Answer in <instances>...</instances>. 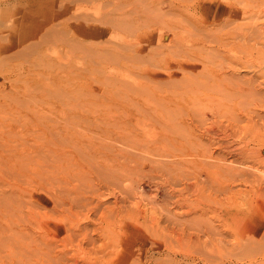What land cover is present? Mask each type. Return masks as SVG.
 <instances>
[{
    "label": "rangeland",
    "instance_id": "obj_1",
    "mask_svg": "<svg viewBox=\"0 0 264 264\" xmlns=\"http://www.w3.org/2000/svg\"><path fill=\"white\" fill-rule=\"evenodd\" d=\"M260 149L264 0H0V264H264Z\"/></svg>",
    "mask_w": 264,
    "mask_h": 264
},
{
    "label": "bare ground",
    "instance_id": "obj_2",
    "mask_svg": "<svg viewBox=\"0 0 264 264\" xmlns=\"http://www.w3.org/2000/svg\"><path fill=\"white\" fill-rule=\"evenodd\" d=\"M263 33V32H262ZM206 64V63H205ZM189 76V75H188ZM189 79H191V77L189 78ZM198 80V79H197ZM193 81H194V79H193ZM107 82V81H106ZM195 82V81H194ZM197 82V81H196ZM193 83V82H192ZM229 83V82H228ZM174 85V84H173ZM199 85V84H198ZM194 86H196L195 84H194ZM203 86V85H202ZM202 86H200V87H202ZM219 88V89H218ZM217 89H218V92H219V90H221V88L220 87H218ZM200 89V88H199ZM212 90H214V89H212ZM170 91V90H169ZM215 91H216V89H215ZM211 92H214V91H211ZM197 93V92H196ZM215 93V92H214ZM220 93V92H219ZM209 95H210V93H209ZM150 109V108H149ZM155 111V110H154ZM154 111H153V113H154ZM96 113V112H95ZM98 113V112H97ZM165 113V112H164ZM104 114V113H103ZM155 114V113H154ZM169 115V114H168ZM184 115V114H183ZM170 116V115H169ZM192 116V115H191ZM188 118V117H187ZM171 119V118H170ZM194 119V118H193ZM191 121V120H190ZM190 124H194L195 125V123H190ZM204 124H205V121H204ZM213 124L211 123L210 124V126H212ZM205 126V125H204ZM204 126H201L202 128L204 127ZM200 127V128H201ZM201 128V129H202ZM205 128V127H204ZM207 129H209V127L207 126L206 127ZM211 130L213 129V128H210ZM210 129H209V131H210ZM205 130V129H204ZM202 132H206V133H208V131H203V130H201ZM77 133V132H76ZM107 133H109V132H107ZM208 134H210V133H208ZM207 134V135H208ZM76 135V134H75ZM119 135V133L117 134V137H119L118 136ZM122 135V134H121ZM210 136V135H209ZM76 137H77V139H80L81 137H82V134H77L76 135ZM115 137H116V135H115ZM120 139V138H119ZM122 139V138H121ZM180 142V141H179ZM178 142V143H179ZM199 142V141H198ZM113 143V142H112ZM172 143H173V145L174 144H177V143H175L174 141H172ZM207 144V143H206ZM65 145H67V143L66 144H57L56 146H54V147H51V148H55V149H53L54 151H55V153L56 152H58L57 151V149L59 150V152H60V149H63V147L65 146ZM101 145H103V144H101ZM106 144H104L103 145V147H106L105 146ZM167 145V144H166ZM33 146V145H32ZM31 145H28V143H23V145L20 147V149H19V151H21V152H24V151H26L27 149H31V147H32ZM109 147V146H108ZM168 146H166L165 148H167ZM188 146H186L185 147V149H183V152H187V151H189V150H193V148L196 150H193V151H195V154H208L207 153V149H205L204 147V143H200L198 146H191V148L190 147H188ZM46 148V147H45ZM109 148H112V147H109ZM108 148V149H109ZM114 148V147H113ZM112 148V149H113ZM165 148H164V150L163 151H165ZM205 150H204V149ZM210 148V147H209ZM106 149H107V147H106ZM167 149H169V147L167 148ZM251 149V148H250ZM254 149V148H253ZM213 150V149H212ZM212 150H211V148H210V151H208V152H210L209 153V155L210 156H212V155H214L213 154V152H212ZM232 150V149H231ZM231 150H230V152H231ZM240 150H241V148H240ZM258 150V149H257ZM28 151H30V150H28ZM44 151V150H43ZM167 151V150H166ZM229 151V150H228ZM59 152H58V154H59ZM263 152L264 151H261V149H260V152H255L256 153V155L254 154V152L253 153H250L249 155L251 156V155H255L256 156V158H254L255 160L256 159H258L259 160V162H264V157H262L261 156V154L263 155ZM28 153V152H27ZM122 153V152H121ZM62 154V153H61ZM114 154V153H113ZM183 154V153H182ZM244 154H246V153H244L243 151L241 152V151H238V153H237V159H238V161H240V163L241 162H245V160H243V158H244ZM72 154H70V157L72 158V156H71ZM161 155H162V153H161ZM236 155V154H235ZM58 156V155H57ZM60 156V155H59ZM66 156V155H65ZM225 155L223 154V156H222V154L221 155H217V157H216V155H215V157L218 159V160H216L217 162H204V161H200L196 166H197V168H195L196 170L198 169V172L199 171H201V172H207V173H209V172H219V173H222V171H223V174H224V172H225V174H226V176L225 177H230V178H235L236 177V175H239L240 176V173L241 172H243L244 174H245V169L244 170H242V168H240V167H238L237 165L236 166H234V167H231V165H230V167H228V165H227V163L224 165V163L223 162H221L220 161V159H222V158H225L224 157ZM249 156V157H250ZM112 157V156H111ZM116 157L118 158V156H115V160H117L116 159ZM253 157V156H252ZM60 158V157H59ZM119 159V158H118ZM60 160L62 161V159L60 158ZM212 160V159H211ZM248 160V159H247ZM252 160H253V158H252ZM257 161V160H256ZM35 163H37V162H35ZM49 163V162H48ZM70 163V162H69ZM36 165H38V164H36ZM49 165V164H48ZM67 165V164H66ZM69 165H71V164H69ZM63 166H65V165H63ZM34 167H36V166H34ZM30 168V167H29ZM40 168V167H39ZM29 170V169H28ZM256 170H258V169H256ZM255 171V170H254ZM30 172V171H29ZM39 172V171H38ZM79 172H81V171H79ZM195 172V171H194ZM197 172V171H196ZM195 172V173H196ZM257 172V171H256ZM251 173V172H250ZM32 174H34V173H32ZM197 174V173H196ZM215 174V173H214ZM222 174V175H223ZM224 174V175H225ZM253 174V173H252ZM207 175V174H206ZM71 176V175H70ZM208 176H210V175H208ZM207 176V177H208ZM217 176V175H216ZM242 176V175H241ZM246 176V175H245ZM250 176V175H249ZM253 178H251L252 180L253 179H255V181L256 180H258L259 182L257 183L258 185H257V187L255 188V192L257 193V194H259L260 195V198L262 197L263 199H264V182L263 181H260V179L258 178V176H255V174H253ZM77 176L75 175V178H76ZM238 177V176H237ZM244 177V176H243ZM247 177H248V175H247ZM247 177H245V178H247ZM73 178V177H72ZM211 178V177H210ZM249 178V177H248ZM251 179H250V182H251ZM230 180V179H229ZM236 180V179H235ZM254 181V182H255ZM68 182V181H67ZM229 186V184L227 185L226 183L225 184H219V185H215V187L212 189V191H213V193H215V195H213V196H211L210 194L207 196V197H204V196H202V200H199V203L200 202H202V203H208V204H213V203H215V202H217V199H216V195H218L217 194V192L218 191H224V190H226V189H229V191H230V188L228 187ZM215 196V197H214ZM208 198H210V199H208ZM57 199V198H56ZM201 204V203H200ZM198 205V203H197V205L196 206H201L202 207V209H203V207H206L205 205ZM227 210V209H226ZM226 210H225V212H226ZM226 213H229V210H228V212H226ZM230 214V213H229ZM264 234V233H263ZM240 239V238H239ZM254 239H256L255 237H254ZM253 239V240H254ZM247 240V239H246ZM245 241V240H244ZM243 242V241H242ZM240 246V245H239ZM242 246V245H241ZM261 258V257H260ZM259 258V259H260ZM256 260L257 259H255V262H256ZM254 261V260H253ZM250 264V263H249Z\"/></svg>",
    "mask_w": 264,
    "mask_h": 264
}]
</instances>
